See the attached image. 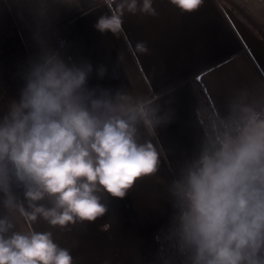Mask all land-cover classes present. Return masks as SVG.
Returning a JSON list of instances; mask_svg holds the SVG:
<instances>
[{
  "label": "clouds",
  "instance_id": "obj_1",
  "mask_svg": "<svg viewBox=\"0 0 264 264\" xmlns=\"http://www.w3.org/2000/svg\"><path fill=\"white\" fill-rule=\"evenodd\" d=\"M76 2H13L32 21L37 51L20 70L18 99L0 115V264H74L51 231L32 225L95 222L108 212L105 194L123 199L159 171V153L143 133L155 136L171 122L164 95L89 87L93 65L49 43L50 21ZM105 3L115 11L97 19L102 34L120 32L125 12L157 14L153 0ZM170 3L192 12L203 0ZM96 73L103 78L107 69ZM195 115L200 135L167 184L170 213L154 236L161 264H264V91L237 90L222 109Z\"/></svg>",
  "mask_w": 264,
  "mask_h": 264
},
{
  "label": "crops",
  "instance_id": "obj_2",
  "mask_svg": "<svg viewBox=\"0 0 264 264\" xmlns=\"http://www.w3.org/2000/svg\"><path fill=\"white\" fill-rule=\"evenodd\" d=\"M13 2L0 0V113L10 96L18 98L23 84L15 89L17 83L9 81L22 80L17 59L26 64L37 51L32 21ZM153 7L155 16L125 12L120 32L102 34L94 25L115 6L110 10L105 0H77L73 8H61L47 27L53 48L93 65L89 87L126 88L137 97L164 95L162 108L172 110L171 122L155 136L143 133L159 153L155 175L138 179L123 199L105 194L108 212L95 222L66 229L42 220L32 225L51 231L55 242L70 250L74 264H161L154 236L170 213L167 184L200 135L196 109H222L240 89L264 91V0H203L192 12H181L170 0H153ZM100 66L107 69L103 78L96 73ZM16 219L18 229L26 231L23 219Z\"/></svg>",
  "mask_w": 264,
  "mask_h": 264
},
{
  "label": "rangeland",
  "instance_id": "obj_3",
  "mask_svg": "<svg viewBox=\"0 0 264 264\" xmlns=\"http://www.w3.org/2000/svg\"><path fill=\"white\" fill-rule=\"evenodd\" d=\"M20 55H24V54H22V53H18V54H17V56H20ZM21 59H22V58H21ZM16 64H19L18 66H19L20 69L25 65V63H23V62L20 61V60L18 61V59H17V61H16ZM16 64H12V67L15 66ZM13 71H14V70H13ZM20 82L23 83V80H21ZM22 85H23V84H22ZM11 97H13V96H10L9 99L6 101V103H8L9 100H12ZM4 99H7V98L4 97ZM13 99H14V97H13ZM16 99H18V98H16Z\"/></svg>",
  "mask_w": 264,
  "mask_h": 264
},
{
  "label": "trees",
  "instance_id": "obj_4",
  "mask_svg": "<svg viewBox=\"0 0 264 264\" xmlns=\"http://www.w3.org/2000/svg\"><path fill=\"white\" fill-rule=\"evenodd\" d=\"M54 48H57V49H59V46H56V47H54ZM10 81V83H12V84H15V83H17V86H16V88L15 89H18L19 87H21V85L20 84H18V82H20V80H17L16 78L14 79H10L9 80ZM3 114V112H1L0 113V115H2ZM160 229V228H159ZM158 229V230H159ZM158 232V231H157Z\"/></svg>",
  "mask_w": 264,
  "mask_h": 264
},
{
  "label": "built area",
  "instance_id": "obj_5",
  "mask_svg": "<svg viewBox=\"0 0 264 264\" xmlns=\"http://www.w3.org/2000/svg\"><path fill=\"white\" fill-rule=\"evenodd\" d=\"M16 191H17L19 194L23 195V193H22V189H21V188H17Z\"/></svg>",
  "mask_w": 264,
  "mask_h": 264
}]
</instances>
